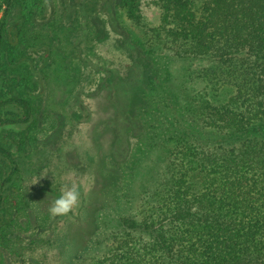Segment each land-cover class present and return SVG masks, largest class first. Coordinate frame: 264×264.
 Instances as JSON below:
<instances>
[{
	"label": "trees",
	"instance_id": "16d2710c",
	"mask_svg": "<svg viewBox=\"0 0 264 264\" xmlns=\"http://www.w3.org/2000/svg\"><path fill=\"white\" fill-rule=\"evenodd\" d=\"M112 2L123 40L187 66L179 84L173 77L176 87L168 69L161 89L159 75L151 77L160 113L151 143L137 151L144 157L151 149L156 158L138 205L107 221L104 249L76 264H264V0H154L156 22L141 0ZM39 3L0 0V231L13 222L7 191L19 162L12 145L33 112L7 63L20 22ZM121 170L129 181L135 175L133 167Z\"/></svg>",
	"mask_w": 264,
	"mask_h": 264
},
{
	"label": "rangeland",
	"instance_id": "374dc122",
	"mask_svg": "<svg viewBox=\"0 0 264 264\" xmlns=\"http://www.w3.org/2000/svg\"><path fill=\"white\" fill-rule=\"evenodd\" d=\"M153 1L141 0V10L156 22ZM39 2L20 22L7 63L33 112L18 129L26 132L20 144L12 145L19 173L7 191L13 222L2 224L0 264H76L104 249L107 221L135 211L142 176L156 158L151 149L144 157L137 151L151 143V122L160 113L150 100L151 77L159 75L161 89L168 69L176 87L187 66L148 57L123 40L112 0ZM123 165L135 170L130 181ZM73 184L77 205L50 215L51 202Z\"/></svg>",
	"mask_w": 264,
	"mask_h": 264
},
{
	"label": "clouds",
	"instance_id": "9594fccd",
	"mask_svg": "<svg viewBox=\"0 0 264 264\" xmlns=\"http://www.w3.org/2000/svg\"><path fill=\"white\" fill-rule=\"evenodd\" d=\"M80 192L76 185L66 186L65 190L56 197L48 208L52 216L68 214L78 203Z\"/></svg>",
	"mask_w": 264,
	"mask_h": 264
}]
</instances>
